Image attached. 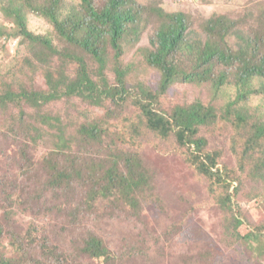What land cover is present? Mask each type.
Here are the masks:
<instances>
[{"label":"rangeland","instance_id":"rangeland-1","mask_svg":"<svg viewBox=\"0 0 264 264\" xmlns=\"http://www.w3.org/2000/svg\"><path fill=\"white\" fill-rule=\"evenodd\" d=\"M65 1L74 8L79 2ZM106 1L95 0L98 7ZM128 10L136 17L141 12L138 30L122 42L119 56L110 49L106 57L109 84L117 86L119 73H124L126 94L106 99L101 107L74 102V110L61 112L74 121L77 131L95 123L96 139L69 133L70 153L61 154L66 148H57L53 130L41 120L27 123L25 116L21 123H12L9 108L0 115V264H264V178L231 181V200L217 204L197 172L209 151L211 156L218 154L219 168L226 162L253 170L261 161L262 168L258 167L264 171L263 160L253 159L257 152L246 150L251 130L235 127L233 120L229 126L221 124L229 101L225 95L220 100L211 83L176 84L165 92L161 74L148 64L155 52L161 10L187 17L185 44L176 56L180 70L190 72L196 66L192 54L206 41L205 22L214 16L226 17L236 26L227 47L237 54V65H257L264 53V0H135ZM27 21L29 32L49 39L55 54L67 49L47 21L31 13ZM7 29L12 37H0V96L9 87L14 92L44 89L42 62L69 77L78 70L77 64L61 63L50 52L45 59L37 53L39 45L13 36L12 25ZM70 55L84 61L93 80L100 81L99 67L89 55L71 51ZM222 73L237 77L238 72L218 69L217 74ZM262 86L264 79L252 82L253 90ZM226 91L236 92L231 85ZM148 93L160 96L155 108L144 101ZM256 100L259 104L242 113L250 126L257 117L264 118L260 106L264 99ZM197 103L214 109L218 120L201 131L209 147L198 156L200 162L191 158L195 168L174 138L160 140L140 127L139 120L146 122L141 106L168 117L174 109ZM113 170V179L107 178ZM121 172L136 174L144 184L122 190ZM103 187L110 189L107 198L99 194ZM92 238L104 243L109 260L88 256L85 249Z\"/></svg>","mask_w":264,"mask_h":264},{"label":"trees","instance_id":"trees-1","mask_svg":"<svg viewBox=\"0 0 264 264\" xmlns=\"http://www.w3.org/2000/svg\"><path fill=\"white\" fill-rule=\"evenodd\" d=\"M78 1V5L74 8L69 6L65 0H0L2 16L0 37L11 38L12 36L7 34V26L12 25L15 32L13 36L17 34L24 40L39 45L38 48L41 49H38L37 53L45 59L48 58L46 53L50 52L58 57L61 63L78 65L74 76L69 77L65 73L60 74L49 69L50 63L42 62L44 89L35 92H28V89L14 92L9 87L4 95L0 96V115L4 109L9 108L12 123H21L25 116L27 123L37 119L35 123L40 124L41 120L43 126L51 127L50 129L53 130L57 148H66L60 149L59 153H66V155L70 153L68 150L70 147L66 143L67 136L69 133L74 135L77 128H73L75 127L74 121L62 113L74 110L72 107L74 102H84L94 107H101L106 99L119 93L126 94L124 73H119L117 86L116 83L109 84L106 57L110 49L117 56L122 53L120 45L131 31L137 32L136 24L141 14V12L137 13L136 17L133 12L128 10L135 0H108L102 7H98L95 0ZM157 12L161 26L156 29L155 52L150 54L148 64L161 74L163 91L166 92L176 84L203 86L211 83L216 89L215 93L220 94V100L224 101L225 95L229 101V104L224 107L225 113L221 124L229 126L231 122L235 121L233 122L235 127L248 129L249 132L251 130L246 140V150L249 148L256 151L253 159L263 160L264 166V118L257 117L258 121H252L250 126L242 114L244 108L252 107V104H259L256 100L257 96L264 99V86L257 90L252 88L254 80L264 79V53L257 65L242 64L238 66L237 54L227 47V39L232 38L236 26L226 17L214 16L205 22L206 41L204 43L206 44L203 45V43L192 54L195 55V58H192L196 60V66L190 72L182 71L176 63V56L183 50V44H185L188 33L187 17L183 13L169 15L161 10ZM27 13L47 21L53 27L57 37L66 44L67 49L55 54L49 39L33 36L28 29ZM70 51L74 54H86L91 57L92 63L99 67V82L93 80L92 71L88 65L75 58L76 56H71ZM220 68L237 70V77L235 75L227 77L225 73L217 74ZM229 85L235 89V94L226 91V87ZM159 100L158 94L148 93L144 97V101H149L154 108L159 104ZM24 105L36 112L28 111ZM260 106L263 108L264 105ZM139 107L140 105L137 103V108ZM219 108L221 110V107ZM140 111L146 119V122L143 119L139 120L140 127L147 133L157 135L162 141L174 138L177 147L190 155L192 165L196 168L195 162L191 158L200 162V159H197L198 156H202L206 150L208 151L209 144L206 138L201 136V131L204 128L215 126L218 120L217 115H214L216 111L200 103L189 108L174 109L173 114L168 117L159 116L154 111H149V108L142 106ZM77 133L87 138L96 139L99 127L95 123H86L79 127ZM210 153L212 152L209 151L205 158V164L201 160L202 165H199L197 172L201 175L200 180L207 185L211 198L217 204H225L226 201L223 202V199L231 200L230 189L233 184L230 183L231 181L240 177H245L247 180L249 177L264 178V171L258 167L262 168L261 161L253 167V170L245 169V164L237 167L238 165L231 166L226 162L223 168H219L218 154L211 156ZM259 153L263 155L262 158ZM201 167H204L206 171ZM57 171L61 175L64 173V171ZM115 174L116 171H110L107 178L113 179ZM118 177L121 178L120 188L122 190L140 188L144 184V179L137 180L136 174L134 175L132 172H121ZM205 177L210 180V184ZM109 190L103 187L99 192L100 196L107 198ZM216 194L218 198L214 199L213 196ZM239 225L240 222H237L235 228L237 229ZM239 238L241 237L239 236ZM249 238L247 236L244 239ZM87 245L85 252L90 258L101 259L106 256L107 260L110 259L111 253L101 240L92 238ZM2 263L6 264L5 261Z\"/></svg>","mask_w":264,"mask_h":264}]
</instances>
